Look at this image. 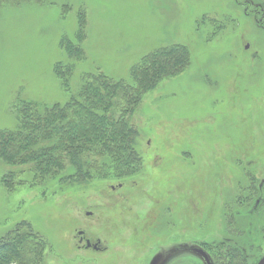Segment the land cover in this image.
<instances>
[{
	"label": "rangeland",
	"instance_id": "374dc122",
	"mask_svg": "<svg viewBox=\"0 0 264 264\" xmlns=\"http://www.w3.org/2000/svg\"><path fill=\"white\" fill-rule=\"evenodd\" d=\"M82 12L85 57L74 61L61 41L77 43ZM174 44L188 46L190 65L147 93L132 116L140 171L79 186L60 179L33 185L28 167L0 159V240L29 225L45 243L43 264H205L194 249L209 252L213 264L260 262L264 203L256 215L251 206L264 200V0L6 4L0 132L16 128L25 102L69 100L57 64L74 66L76 94L85 74L130 81L144 56ZM11 172L13 190L4 183ZM167 208L172 225L158 227L160 216L169 220ZM79 230L107 251L79 248ZM184 246L188 252H174Z\"/></svg>",
	"mask_w": 264,
	"mask_h": 264
},
{
	"label": "trees",
	"instance_id": "16d2710c",
	"mask_svg": "<svg viewBox=\"0 0 264 264\" xmlns=\"http://www.w3.org/2000/svg\"><path fill=\"white\" fill-rule=\"evenodd\" d=\"M42 0H0L6 4ZM77 43L63 38L61 46L74 61L85 57V12L80 14ZM191 63L188 46L161 47L131 69L130 81L114 80L102 72L85 74L71 93L72 64H57L55 73L69 100L53 105L25 102L17 126L0 132V159L12 167H28L33 185L58 180L66 185L124 179L142 168L136 149L139 135L132 116L143 97L165 79L180 75ZM15 173L4 178L15 189ZM23 183H20L21 185ZM45 243L26 225L0 240V264H43ZM232 260L235 257H231Z\"/></svg>",
	"mask_w": 264,
	"mask_h": 264
},
{
	"label": "flooded vegetation",
	"instance_id": "af4514ba",
	"mask_svg": "<svg viewBox=\"0 0 264 264\" xmlns=\"http://www.w3.org/2000/svg\"><path fill=\"white\" fill-rule=\"evenodd\" d=\"M261 187V186H260ZM253 203H252V206H251V213H253V214H257V212L259 211V209L261 208V206L263 205V203H264V200L263 199H261L260 197H259V199L258 198H256L255 200H253L252 201ZM245 204V202H240V201H238V204ZM248 203V202H247ZM249 206V205H248ZM164 209V208H163ZM168 210H169V212H168V218H169V220H167V221H164V222H160V220H161V216L157 219V223H158V227H162L161 225L163 224V225H165V224H169V225H172V223H171V219H170V217L172 216V214H171V210H170V208H167ZM240 214L241 212H240V210H238V208L236 209V211H235V213H234V215L236 216V214ZM164 214V213H163ZM87 215H89L90 216V213L88 212L87 213ZM162 215V214H161ZM163 220V219H162ZM252 222H254L255 223V221L253 220ZM161 224V225H160ZM253 225V224H252ZM77 234H78V236H79V248H82V249H84V250H86V251H94V252H96V253H102V252H105V251H107V249L108 248H106V247H104L103 246V242H102V240L100 239V238H93V237H88V235H87V233L85 232V231H83V230H79L78 232H77ZM238 244V243H237ZM180 248H184L185 250L183 251V250H180V251H176V250H174V252H188V250H187V246H184V247H180ZM240 248L242 249V251H246V249L244 250V248L243 247H241L240 246ZM179 249V248H178ZM191 250V252H192V248H190ZM240 249V250H241ZM196 250H201V251H203V252H205L206 254H207V256H208V258H209V260H210V262H211V264H213V262H212V260H211V258H210V253L209 252H207L206 250H204V249H194V251L196 252ZM197 253V252H196ZM197 255L198 256H200L201 258H202V260L205 262V264H207V262L205 261V259L199 254V253H197ZM158 264V263H157Z\"/></svg>",
	"mask_w": 264,
	"mask_h": 264
},
{
	"label": "water",
	"instance_id": "95a60500",
	"mask_svg": "<svg viewBox=\"0 0 264 264\" xmlns=\"http://www.w3.org/2000/svg\"><path fill=\"white\" fill-rule=\"evenodd\" d=\"M197 253H199L207 262V264H211L207 254L201 250H196ZM258 264H264V257L260 260V262Z\"/></svg>",
	"mask_w": 264,
	"mask_h": 264
}]
</instances>
